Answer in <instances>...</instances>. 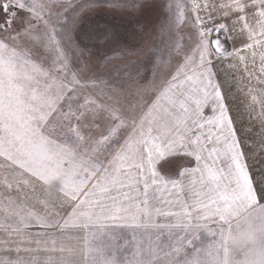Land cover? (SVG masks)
I'll return each instance as SVG.
<instances>
[{"label": "snow or ice", "instance_id": "6c2138e0", "mask_svg": "<svg viewBox=\"0 0 264 264\" xmlns=\"http://www.w3.org/2000/svg\"><path fill=\"white\" fill-rule=\"evenodd\" d=\"M0 264H264V0H0Z\"/></svg>", "mask_w": 264, "mask_h": 264}]
</instances>
